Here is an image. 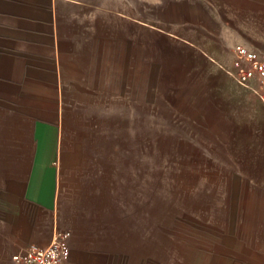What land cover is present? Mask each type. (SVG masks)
Returning <instances> with one entry per match:
<instances>
[{
  "label": "rangeland",
  "instance_id": "374dc122",
  "mask_svg": "<svg viewBox=\"0 0 264 264\" xmlns=\"http://www.w3.org/2000/svg\"><path fill=\"white\" fill-rule=\"evenodd\" d=\"M195 3L57 5L61 207L128 264L264 259V107L212 62L202 10L180 14Z\"/></svg>",
  "mask_w": 264,
  "mask_h": 264
},
{
  "label": "crops",
  "instance_id": "0c3cea01",
  "mask_svg": "<svg viewBox=\"0 0 264 264\" xmlns=\"http://www.w3.org/2000/svg\"><path fill=\"white\" fill-rule=\"evenodd\" d=\"M63 1L0 0V264H13L30 246H49L58 231L71 233L68 264H128L61 207L65 90L76 82L57 63L55 23ZM209 6L208 12L202 3L179 12L192 17L202 10L212 24L213 63L231 65L239 45L264 60V0H212Z\"/></svg>",
  "mask_w": 264,
  "mask_h": 264
},
{
  "label": "built area",
  "instance_id": "2783aa9c",
  "mask_svg": "<svg viewBox=\"0 0 264 264\" xmlns=\"http://www.w3.org/2000/svg\"><path fill=\"white\" fill-rule=\"evenodd\" d=\"M234 54L232 64L220 65V69L237 85L250 90L264 104V60L243 45L236 46ZM254 80L261 83L259 88L252 87ZM70 238V232L58 231L49 246H30L23 253L13 257V264H68Z\"/></svg>",
  "mask_w": 264,
  "mask_h": 264
}]
</instances>
